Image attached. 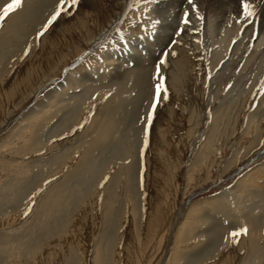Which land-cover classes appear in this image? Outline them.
Segmentation results:
<instances>
[{"label":"rangeland","instance_id":"rangeland-1","mask_svg":"<svg viewBox=\"0 0 264 264\" xmlns=\"http://www.w3.org/2000/svg\"><path fill=\"white\" fill-rule=\"evenodd\" d=\"M193 2L203 20L78 0L39 39L59 0L0 21L21 32L0 40V264H264V0L251 25L240 0Z\"/></svg>","mask_w":264,"mask_h":264},{"label":"snow or ice","instance_id":"snow-or-ice-1","mask_svg":"<svg viewBox=\"0 0 264 264\" xmlns=\"http://www.w3.org/2000/svg\"><path fill=\"white\" fill-rule=\"evenodd\" d=\"M78 0H59V3L57 4L56 11L51 15V17L48 19L47 23L44 25V28L41 32L37 33V39H39L43 34L44 31H47L48 27L62 14L67 13L70 9L74 8L77 4ZM188 4L191 5L193 12H195L196 17L198 20H203V17L200 16L197 5L193 2V0H187ZM22 4V0H12L10 4H8L2 13H0V21H3L5 17L9 15L10 12L18 9ZM240 17L236 21L237 23L244 24L247 23L249 25L254 24V17L256 16V10L253 3L250 2V0H240ZM189 13L185 12L183 19L181 21L184 25H190L191 21L189 19ZM156 23H159L158 21ZM153 28H155V23L153 24ZM184 31V29L177 30L176 36H180L181 33ZM193 32H199L200 29L195 28L193 26L192 28ZM173 44L178 43V41H172ZM233 43H236V41H233ZM28 54V51L25 50L24 55L26 56ZM168 53H165L164 56H167ZM172 56H175L176 53L172 52ZM166 60L164 58H161L159 61V64L156 66V75L154 79L158 80V83L155 85L154 95L151 101L150 109L147 113V124L144 127V137H145V145L148 143V127L151 125L153 120V115L158 107V105L161 103V100H167L168 99V89L165 86V77L161 75V67L165 65ZM47 183V182H46ZM102 187V186H101ZM30 210V209H29ZM25 215H27V212H25ZM247 229L242 228L238 231H233L229 233V236L233 238V243H235V238L239 237L241 235H246Z\"/></svg>","mask_w":264,"mask_h":264},{"label":"bare ground","instance_id":"bare-ground-1","mask_svg":"<svg viewBox=\"0 0 264 264\" xmlns=\"http://www.w3.org/2000/svg\"><path fill=\"white\" fill-rule=\"evenodd\" d=\"M212 1V0H211ZM214 1V3H216V2H219L220 0H213ZM228 1V0H227ZM261 2V0H250V2L251 3H255V2ZM37 2V1H36ZM257 4V3H256ZM258 6V5H257ZM24 13H20L19 15H18V18H17V16L16 17H13V21H14V25H18V23H19V20H23L24 19V17H25V15H23ZM17 20V21H16ZM16 21V22H15ZM21 27V26H20ZM174 28V27H173ZM179 29H184V27L183 28H180L179 27ZM10 31V28H7V29H5L4 31H3V33H2V36H1V38H0V40L2 39L3 41L4 40H6L7 38H9L11 35H13V37L14 38H17V36H18V34L19 33H21V32H19L20 31V29L18 30V31H16L15 33H12V31L11 32H9ZM186 31H184L183 33H185ZM188 32V31H187ZM104 35V34H103ZM166 36V35H165ZM99 37V36H98ZM97 37V38H98ZM93 42V41H92ZM166 42V41H165ZM62 82H60L59 83V86L60 87H62V86H64L65 84H66V80H61ZM59 87V88H60ZM36 90V89H35ZM36 93V92H35ZM102 128H104V127H102ZM107 131V129L103 132V130H102V132H100L99 134H100V136H99V140H101V135L102 134H105L106 133V135H108L109 133L108 132H106ZM79 168H80V166H79ZM77 170H78V167H77Z\"/></svg>","mask_w":264,"mask_h":264}]
</instances>
